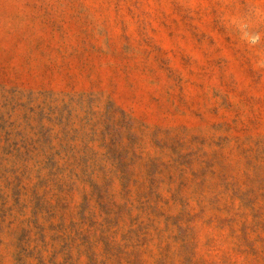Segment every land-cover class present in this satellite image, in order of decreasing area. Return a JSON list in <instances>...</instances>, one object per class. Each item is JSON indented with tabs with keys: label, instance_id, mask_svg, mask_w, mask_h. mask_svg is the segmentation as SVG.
Masks as SVG:
<instances>
[{
	"label": "rangeland",
	"instance_id": "374dc122",
	"mask_svg": "<svg viewBox=\"0 0 264 264\" xmlns=\"http://www.w3.org/2000/svg\"><path fill=\"white\" fill-rule=\"evenodd\" d=\"M0 264H264V0H0Z\"/></svg>",
	"mask_w": 264,
	"mask_h": 264
}]
</instances>
